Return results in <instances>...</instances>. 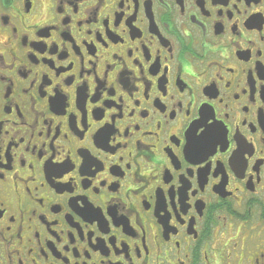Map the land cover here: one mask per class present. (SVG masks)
I'll return each mask as SVG.
<instances>
[{
  "label": "flooded vegetation",
  "instance_id": "1",
  "mask_svg": "<svg viewBox=\"0 0 264 264\" xmlns=\"http://www.w3.org/2000/svg\"><path fill=\"white\" fill-rule=\"evenodd\" d=\"M0 264H264V0H0Z\"/></svg>",
  "mask_w": 264,
  "mask_h": 264
}]
</instances>
